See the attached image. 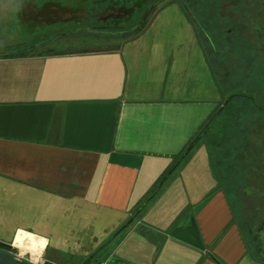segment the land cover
Returning <instances> with one entry per match:
<instances>
[{"label":"crops","instance_id":"crops-1","mask_svg":"<svg viewBox=\"0 0 264 264\" xmlns=\"http://www.w3.org/2000/svg\"><path fill=\"white\" fill-rule=\"evenodd\" d=\"M218 102L178 0L106 47L1 51L0 242L47 237L48 264H89L108 239L117 264H264L203 137L161 183ZM191 224L202 248L172 235Z\"/></svg>","mask_w":264,"mask_h":264},{"label":"flooded vegetation","instance_id":"flooded-vegetation-1","mask_svg":"<svg viewBox=\"0 0 264 264\" xmlns=\"http://www.w3.org/2000/svg\"><path fill=\"white\" fill-rule=\"evenodd\" d=\"M186 3L218 86V107L202 137L217 120L223 177L233 176L224 187L252 255L264 261V0Z\"/></svg>","mask_w":264,"mask_h":264},{"label":"rangeland","instance_id":"rangeland-1","mask_svg":"<svg viewBox=\"0 0 264 264\" xmlns=\"http://www.w3.org/2000/svg\"><path fill=\"white\" fill-rule=\"evenodd\" d=\"M165 1L158 4V9L163 6ZM51 2H58L59 4H64L69 7L51 8L48 12L47 6ZM89 2L90 0H0V52L20 49L29 50L32 48L36 50L75 49L79 47L105 46L111 42H120L121 39L105 42V40L102 39L92 38L90 33L85 34V32H83V30L90 29L89 27L92 25L95 26L98 24L92 23V25H90L87 19L82 18L86 16L87 10L79 7L87 5ZM147 3V1L144 2L128 19L119 22V24L111 23L110 26H131L134 21L139 19V13ZM25 4L35 5L42 13L41 18L29 12L25 14L29 19L27 21L22 19L20 16L23 15L22 9ZM73 6L78 7L75 9L72 8ZM158 9L155 8L147 16V19L149 20ZM122 12L123 11L102 12L100 16L104 17L109 15V13L112 15L121 14ZM217 124V120H214L212 132L209 133V135H205L204 139L208 142L214 167L215 169L218 168L219 171L220 167H225V164L222 162L219 163L221 154L217 144L219 138L216 130ZM208 137H211V140H208ZM219 174H221V172H219ZM222 184L224 186V183ZM14 249L17 250L16 248ZM17 252H19V249Z\"/></svg>","mask_w":264,"mask_h":264},{"label":"trees","instance_id":"trees-1","mask_svg":"<svg viewBox=\"0 0 264 264\" xmlns=\"http://www.w3.org/2000/svg\"><path fill=\"white\" fill-rule=\"evenodd\" d=\"M148 2L143 7L142 11L139 13V19L137 21H134L131 26H120L112 25L110 24H119V22H123L124 20L128 19L132 13L139 9L144 2ZM165 0H90V2L87 5H82L79 8L86 9L87 14L85 18L87 19L88 24L92 25V23H98L95 26L92 25L89 27L90 29L83 30L85 34L90 33L92 38L102 39L105 40V42H110L112 40L121 39L126 40L128 38L134 37L137 34H139L142 29L147 24V16L156 8L158 9V4L163 2ZM182 4V7L189 18V14L187 11V3L186 0H178ZM78 7V6H77ZM72 7V8H77ZM112 11H123L121 14H111L107 16H100V13L102 12H112ZM149 12V13H148ZM88 36V35H87ZM115 42L108 43V45L114 44ZM105 46H99V47H106ZM95 47V46H93ZM84 48V47H81ZM206 131V127L202 128L198 133L194 135V137L187 143L185 148L182 150V152L177 157L176 165H172L167 172L164 174V176L161 179V183L166 180V178L169 176V174L173 171V169L179 164L180 161L183 160L185 156H187L193 148L199 143L200 139L204 135ZM219 163H221V159L219 160ZM218 175L220 176V179L222 180V183L229 182L233 180L232 174H229L228 176L223 177V167H220L219 171L217 168ZM221 172V174H219ZM232 173V172H230ZM225 188V187H224ZM226 189V188H225ZM226 191L229 193L231 201L233 203V195L231 192H229L227 189ZM234 207V203H233ZM235 210V209H234ZM130 221V220H129ZM129 223V222H128ZM126 224V223H125ZM122 225L119 230L124 228L126 225ZM111 239L106 240L100 247H98L93 253H91L88 258L87 262H91L93 259H97L98 261L101 260H107L109 264H117L116 259L111 258L109 255V252L107 250V246L109 245ZM0 246L16 251L11 245L5 244L0 242ZM48 264V263H46Z\"/></svg>","mask_w":264,"mask_h":264},{"label":"clouds","instance_id":"clouds-1","mask_svg":"<svg viewBox=\"0 0 264 264\" xmlns=\"http://www.w3.org/2000/svg\"><path fill=\"white\" fill-rule=\"evenodd\" d=\"M50 243L47 237H38L36 233L17 229L12 240V247L19 249L15 259L19 262L27 255L29 264H46L44 253Z\"/></svg>","mask_w":264,"mask_h":264},{"label":"water","instance_id":"water-1","mask_svg":"<svg viewBox=\"0 0 264 264\" xmlns=\"http://www.w3.org/2000/svg\"><path fill=\"white\" fill-rule=\"evenodd\" d=\"M172 235L182 240H185L196 247L202 248V243L200 241L198 231L194 224H191V227L190 229H188V231L186 232L185 231L184 232L173 231ZM18 255H19V252L17 251H12V250H9V249H6L0 246V264H29L27 256H25L23 260L18 262L15 259V257ZM97 262H98L97 259H93L91 262H89V264H97ZM118 264H124V263H118Z\"/></svg>","mask_w":264,"mask_h":264},{"label":"built area","instance_id":"built-area-1","mask_svg":"<svg viewBox=\"0 0 264 264\" xmlns=\"http://www.w3.org/2000/svg\"><path fill=\"white\" fill-rule=\"evenodd\" d=\"M97 264H109L107 260L98 261Z\"/></svg>","mask_w":264,"mask_h":264}]
</instances>
